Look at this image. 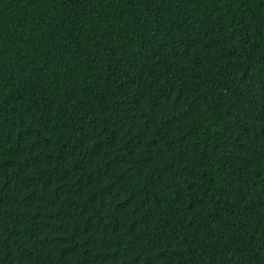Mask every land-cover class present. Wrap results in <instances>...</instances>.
Wrapping results in <instances>:
<instances>
[{"label": "trees", "instance_id": "trees-1", "mask_svg": "<svg viewBox=\"0 0 264 264\" xmlns=\"http://www.w3.org/2000/svg\"><path fill=\"white\" fill-rule=\"evenodd\" d=\"M0 264H264V0H0Z\"/></svg>", "mask_w": 264, "mask_h": 264}]
</instances>
